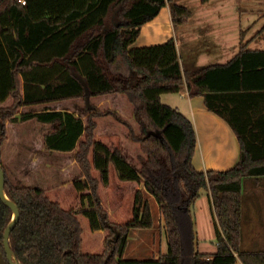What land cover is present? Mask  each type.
Instances as JSON below:
<instances>
[{
	"label": "trees",
	"instance_id": "trees-1",
	"mask_svg": "<svg viewBox=\"0 0 264 264\" xmlns=\"http://www.w3.org/2000/svg\"><path fill=\"white\" fill-rule=\"evenodd\" d=\"M166 5L174 26L191 17L175 0H0V165L19 209L9 235L19 264H264V251L239 248L242 183L264 176V49L247 41L225 63L182 66L173 38L131 47ZM184 89L234 130L233 167H194V124L160 98ZM202 192L212 254L196 246ZM145 193L167 251L124 259L130 230L154 224ZM11 218L0 199L3 264Z\"/></svg>",
	"mask_w": 264,
	"mask_h": 264
},
{
	"label": "crops",
	"instance_id": "crops-1",
	"mask_svg": "<svg viewBox=\"0 0 264 264\" xmlns=\"http://www.w3.org/2000/svg\"><path fill=\"white\" fill-rule=\"evenodd\" d=\"M175 2L190 10L189 20L174 26L169 6L166 5L153 19L140 27L131 47L160 44L173 38L182 66H201L199 61L209 58L216 61L210 64L225 63L237 53L245 30H241L240 21L235 22L233 17L239 15L242 9L250 8L243 7L241 2L235 3V0H208L205 3L193 0L192 6L183 4L180 0ZM160 98L164 103L190 116L197 137L192 157V163L197 170H226L237 163L240 147L234 130L224 118L206 108L202 96H188L184 89L179 93L161 94ZM37 150L38 148L27 149V153H37ZM192 210L197 250L212 254L216 251V242L209 193L202 192L195 200Z\"/></svg>",
	"mask_w": 264,
	"mask_h": 264
},
{
	"label": "rangeland",
	"instance_id": "rangeland-1",
	"mask_svg": "<svg viewBox=\"0 0 264 264\" xmlns=\"http://www.w3.org/2000/svg\"><path fill=\"white\" fill-rule=\"evenodd\" d=\"M180 2L193 5V0H180ZM238 2H241L243 7L250 8L249 10L242 9L239 15L236 14L233 17L235 22L240 21L241 30H245V35H242V43L249 41L248 48L264 49V0H235V3ZM199 62H201L199 65H206L216 61L209 58ZM187 117L190 118L189 115ZM243 184L240 201L239 248L243 251H264V176L257 179L247 177ZM145 197L150 201L154 224L151 228H132L130 230L128 244L123 255L124 259H148L167 251L163 219L158 206L151 195L145 193ZM0 264H3L1 255Z\"/></svg>",
	"mask_w": 264,
	"mask_h": 264
},
{
	"label": "water",
	"instance_id": "water-1",
	"mask_svg": "<svg viewBox=\"0 0 264 264\" xmlns=\"http://www.w3.org/2000/svg\"><path fill=\"white\" fill-rule=\"evenodd\" d=\"M145 134L147 136L154 135V136L161 137L158 130H156V131L149 130V131H146ZM4 181H5V174H4V171L0 165V199L12 211V218L9 221V223L7 224V226L5 227L4 232H3V248H4L5 257L8 261V263L9 264H19L15 260V258L13 256V252H12L10 244H9V235H10L12 228L15 226L16 222L18 221L19 209H18V206L16 205V203L13 202L11 199H9L6 196V194L4 193Z\"/></svg>",
	"mask_w": 264,
	"mask_h": 264
}]
</instances>
